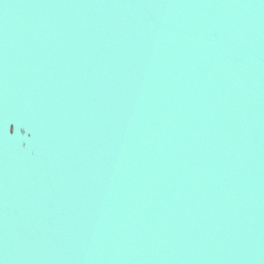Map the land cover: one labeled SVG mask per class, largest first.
Listing matches in <instances>:
<instances>
[{
  "label": "water",
  "instance_id": "95a60500",
  "mask_svg": "<svg viewBox=\"0 0 264 264\" xmlns=\"http://www.w3.org/2000/svg\"><path fill=\"white\" fill-rule=\"evenodd\" d=\"M0 264H264V0H0Z\"/></svg>",
  "mask_w": 264,
  "mask_h": 264
},
{
  "label": "snow or ice",
  "instance_id": "6c2138e0",
  "mask_svg": "<svg viewBox=\"0 0 264 264\" xmlns=\"http://www.w3.org/2000/svg\"><path fill=\"white\" fill-rule=\"evenodd\" d=\"M13 125H15L14 122H9L8 128H7V130H8L9 133H12L14 131ZM21 128L24 130L22 136H25L26 135V136H28L30 138L31 137V131L28 130V129H25L24 127H21Z\"/></svg>",
  "mask_w": 264,
  "mask_h": 264
}]
</instances>
